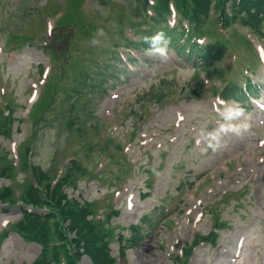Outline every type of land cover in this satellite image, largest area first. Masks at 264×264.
Masks as SVG:
<instances>
[{"label": "rangeland", "instance_id": "obj_1", "mask_svg": "<svg viewBox=\"0 0 264 264\" xmlns=\"http://www.w3.org/2000/svg\"><path fill=\"white\" fill-rule=\"evenodd\" d=\"M19 1L0 0V106L14 111L9 137L0 136V165L16 166L0 187L14 188L16 202L32 183L17 166L26 148L51 179L75 158L87 174L68 193L98 202V215L118 211L110 221L115 233L129 236L142 225L144 239L117 264H264V23L253 34L209 19V35L198 43L212 45L217 36L222 54L202 69L200 59L187 62L176 48L162 61L145 53L144 42L130 45L166 33V24L177 23L173 14L155 21L135 0ZM27 8L32 14L19 18ZM18 35L28 43L8 46ZM82 74L86 86L75 81ZM233 81L249 94H236L235 86L225 94ZM237 98L252 114L251 127L204 151L202 133L222 122L219 99ZM69 118L81 122L80 134L67 129ZM22 207L0 205V236L9 232L0 240V264H32L40 254L37 244L10 233ZM208 234L209 242L180 257L195 235ZM110 247L117 258L118 245Z\"/></svg>", "mask_w": 264, "mask_h": 264}, {"label": "trees", "instance_id": "obj_2", "mask_svg": "<svg viewBox=\"0 0 264 264\" xmlns=\"http://www.w3.org/2000/svg\"><path fill=\"white\" fill-rule=\"evenodd\" d=\"M24 1L26 0L19 2ZM135 1L148 15L149 12L153 13L155 21L159 19L167 23L165 18L171 16L173 10L177 23L166 24V33L164 32L171 39L169 47L176 48L179 55L189 62L193 61V58L200 59L198 62L205 68L209 65L210 59L218 58L219 53L215 51L219 47L216 44L217 36L212 38L214 42L212 45L202 46L198 43L199 39L209 35L205 28L209 19L215 18L216 24L222 30L228 28L230 23H237L250 28L254 33L262 34L264 0ZM31 14L29 8L19 9L18 17L24 18ZM75 27L81 29L79 26ZM130 42L126 46L143 44L142 39L139 42ZM26 43L27 38L18 35L12 38L8 46L15 44L23 46ZM115 46L118 47V43L113 45ZM81 76L82 78H75V81L78 85L86 86L87 74ZM101 85L98 84L97 87L101 88ZM231 88L232 85L226 84L225 94H231L232 92H229ZM72 93L76 95L77 91L73 89ZM13 114L10 105L0 106V136L4 138L9 137L12 130ZM88 121L83 120L84 126H90ZM65 124L67 129L74 128L78 134L81 133V122L69 118ZM114 147L117 149L116 146L109 148ZM30 152L28 148L22 151L17 166L20 170L31 173L32 183L27 186L25 192L23 190L20 192L19 201L16 202L14 199L16 190L9 186H1L0 204L2 207L14 206L17 203L23 206L20 219L12 224L10 230L23 241L33 242L40 247V254L32 264H78L83 256L88 258L89 264H116L115 257L111 255L112 243H117L118 257L123 259L126 251L142 240L141 225L129 228V236H124L121 231L115 233L110 228V220L118 215V211L110 210L106 214L98 215L96 213L98 202L77 199L68 193L69 189L76 191L80 179L87 174V170L78 159L71 158L66 161L60 175L51 179L48 171L32 163ZM14 169L16 166L11 162L0 165V179L7 181ZM144 221H147V218ZM217 229L219 226L216 224L213 232ZM8 233L0 236V240L7 238ZM207 242L209 235H195L189 244L182 246L180 257L190 256L186 248L193 250L200 243Z\"/></svg>", "mask_w": 264, "mask_h": 264}, {"label": "clouds", "instance_id": "obj_3", "mask_svg": "<svg viewBox=\"0 0 264 264\" xmlns=\"http://www.w3.org/2000/svg\"><path fill=\"white\" fill-rule=\"evenodd\" d=\"M143 42L148 45L145 49L147 55L159 57L162 61L168 59L171 39L163 31L143 37ZM216 110L222 122L215 129L202 133L207 145L204 151H217L222 147L223 138L229 133L240 135L251 127L249 121L252 114L235 99H219Z\"/></svg>", "mask_w": 264, "mask_h": 264}]
</instances>
